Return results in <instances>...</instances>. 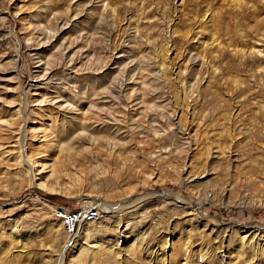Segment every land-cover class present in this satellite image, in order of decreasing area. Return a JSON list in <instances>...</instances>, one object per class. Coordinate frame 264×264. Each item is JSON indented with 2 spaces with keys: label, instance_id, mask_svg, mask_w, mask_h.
I'll use <instances>...</instances> for the list:
<instances>
[{
  "label": "rangeland",
  "instance_id": "1",
  "mask_svg": "<svg viewBox=\"0 0 264 264\" xmlns=\"http://www.w3.org/2000/svg\"><path fill=\"white\" fill-rule=\"evenodd\" d=\"M0 264H264V0H0Z\"/></svg>",
  "mask_w": 264,
  "mask_h": 264
},
{
  "label": "built area",
  "instance_id": "2",
  "mask_svg": "<svg viewBox=\"0 0 264 264\" xmlns=\"http://www.w3.org/2000/svg\"><path fill=\"white\" fill-rule=\"evenodd\" d=\"M55 217L61 221L65 234L74 237L80 225L97 220L99 211L94 207L84 205L76 210L57 209Z\"/></svg>",
  "mask_w": 264,
  "mask_h": 264
},
{
  "label": "bare ground",
  "instance_id": "3",
  "mask_svg": "<svg viewBox=\"0 0 264 264\" xmlns=\"http://www.w3.org/2000/svg\"><path fill=\"white\" fill-rule=\"evenodd\" d=\"M131 205H132L131 207H133V206H134V204H131ZM131 207H130V208H131ZM96 209H97V208H96ZM84 224H85V223H84ZM82 225H83V224H82ZM82 225H80V227H81ZM256 230L258 231V228H257Z\"/></svg>",
  "mask_w": 264,
  "mask_h": 264
}]
</instances>
